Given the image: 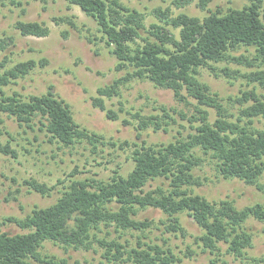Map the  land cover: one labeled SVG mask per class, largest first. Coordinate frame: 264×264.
<instances>
[{
    "label": "trees",
    "instance_id": "obj_1",
    "mask_svg": "<svg viewBox=\"0 0 264 264\" xmlns=\"http://www.w3.org/2000/svg\"><path fill=\"white\" fill-rule=\"evenodd\" d=\"M65 1L79 7L95 22L101 35L99 40L117 60L115 71L126 70L123 76L97 88L92 105L104 111L107 119L116 120V114L106 108L105 99L119 97L121 87L133 80H147L156 88L172 91L179 102L189 104V97L197 102L196 114L182 115L190 123L192 132L166 144L148 145L145 141L134 144L130 156L133 168L126 176L115 172L107 181L71 180L51 205L36 207L23 218H3L0 227L12 223L25 232H0V264H70L66 258L45 252L47 242L66 251L100 250L102 259L109 264H181L197 254L190 245L176 252L170 243V236L189 237L180 221L182 214L201 231L192 237L193 244L201 253L216 257L209 264H217L220 245L226 247L225 253L234 260L263 262L247 256L253 235L246 223L249 220L264 223V205L255 203L238 208L229 199L210 201L196 194L194 188L203 186L206 181L196 171L211 165L217 177L238 179L261 190L264 129L256 128L254 122L264 120V102L255 88L241 91L235 99L229 98L239 105L238 114L234 116L199 77L200 69H207L216 77L220 73L229 77L228 68L216 65L234 62L256 66L257 69L240 76L264 87L261 11L264 0H247L248 4L239 9L207 10L203 19L185 13L173 16L169 8L157 7L151 14L156 21L148 25L143 13L120 0ZM192 1L174 0L173 4L180 8ZM209 1L199 0L197 5L206 10ZM7 3L22 5L18 0H0V7ZM14 27L23 37L49 35L43 23L16 21ZM168 27L178 30V36ZM12 42L10 37L0 38V52H5ZM240 49L249 55L235 54ZM8 63L4 55L0 61V114L27 128H32L34 119L40 117L39 123L49 142L66 147L84 139L98 138L75 122L70 106L53 92L25 99L17 92L8 94L4 90L37 66H45V59H29L9 67ZM205 108L215 110L213 122L209 121ZM154 110L160 114L136 112L131 115L137 122V130L141 132L151 127L154 131L167 132L171 123L176 122L164 106ZM233 117L236 118L232 120ZM6 134L0 120V154L16 159L17 153L10 141L1 140ZM157 179L165 180L166 185L145 189L150 181ZM24 184L43 197L50 196L56 189V185L48 186L34 179ZM148 209L161 211L165 218L158 222L139 218L140 212ZM154 230L161 231L156 241L150 237ZM113 233L116 236L112 237ZM72 264L82 263L74 261Z\"/></svg>",
    "mask_w": 264,
    "mask_h": 264
},
{
    "label": "rangeland",
    "instance_id": "obj_2",
    "mask_svg": "<svg viewBox=\"0 0 264 264\" xmlns=\"http://www.w3.org/2000/svg\"><path fill=\"white\" fill-rule=\"evenodd\" d=\"M18 1H21V6L7 3L5 7H0V38L10 37L13 41L5 52H0V61L5 55L9 59L8 67L29 59L36 61L45 59L47 64L43 67L37 66L23 78L4 87V90L8 94L17 92L25 99L30 95L53 92L70 106L75 122L87 130L89 135L98 138L84 139L80 143L66 147L49 142V137L39 123L40 117L34 119L32 128H27L20 127L6 114H0V120L8 133L3 135L1 140L10 141L17 153L16 159L0 154V221L11 216L23 218L36 207L51 205L71 180L93 178L107 181L115 172L126 176L133 168V162L130 160L133 145H140L142 141L148 145L166 144L186 137L192 132V127L182 115L188 117L196 114L194 106L197 105L190 97L187 98L189 104L179 102L174 98L172 91L156 88L147 80H133L121 87L119 97L105 99L106 108L117 116L116 120L107 119L104 111L92 105V98L97 95L98 87L110 84L114 79L123 76L126 70L115 71L117 60L99 40L101 35L95 22L79 7L69 5L65 0ZM120 1L143 13L147 25L156 21L151 14L157 7L169 8L173 16L185 13L203 19L207 15V10L226 11L227 8L239 9L248 4L247 0H210L206 10H201L197 5L199 0H193L180 8L173 4L174 0ZM261 11L264 21V1ZM61 18L66 20L56 21ZM16 21L43 23L48 27L49 35L43 38L23 37L14 27ZM69 22L73 23V26ZM168 29L178 36V30L171 27ZM252 52L253 50H250V53ZM235 54L249 55V52L240 49ZM216 66L228 68L231 76L227 77L220 73L216 77L209 70L200 69L199 78L218 95L225 109L231 114L237 116L239 105L229 98L235 99L241 91L255 88L257 95L264 102V87L240 76L241 73L257 69L256 66L248 67L234 62H223ZM157 106H164L176 122L171 123L167 132L154 131L151 127L141 132L137 130V122L131 115L136 112L144 115L160 114V111L154 110ZM205 109L208 110L209 121L213 122L216 117L215 110ZM41 121L44 122L42 119ZM254 126L264 129V120L256 119ZM196 173L205 177L206 181L203 186L194 188V192L210 201L229 199L234 201L238 208L255 203L264 205V175L260 178L259 190L238 179L227 180L217 177L211 165H205ZM31 179L48 186L56 185V189L50 196L43 197L24 184V181ZM160 185L165 186L166 181L163 179L150 181L145 189H154ZM139 218H149L158 222L165 216L159 210L148 209L141 211ZM180 221L189 237L182 239L170 236L171 245L176 252L190 245L197 253L191 259H184L181 264H209L211 259H216L209 253H201L193 244L192 237L201 232L197 225L185 214L180 216ZM246 226L253 235V245L247 249V256L262 259L263 262L234 260L225 253L226 247L220 245L221 255L217 264H222L223 261L225 264H264V223L249 220ZM0 232L21 234L25 231L15 224L7 223L0 227ZM114 236L116 233L112 234V237ZM160 236L161 231L157 230L150 234L155 241ZM44 250L60 258H66L70 264L74 261L82 264H109L102 259L100 250L66 251L49 242L45 243Z\"/></svg>",
    "mask_w": 264,
    "mask_h": 264
}]
</instances>
